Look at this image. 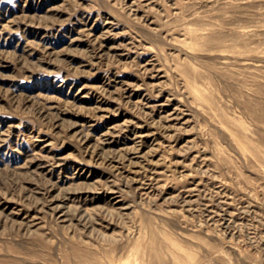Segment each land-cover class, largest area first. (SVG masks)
Returning a JSON list of instances; mask_svg holds the SVG:
<instances>
[{
	"label": "rangeland",
	"instance_id": "374dc122",
	"mask_svg": "<svg viewBox=\"0 0 264 264\" xmlns=\"http://www.w3.org/2000/svg\"><path fill=\"white\" fill-rule=\"evenodd\" d=\"M0 264H264V0H0Z\"/></svg>",
	"mask_w": 264,
	"mask_h": 264
}]
</instances>
